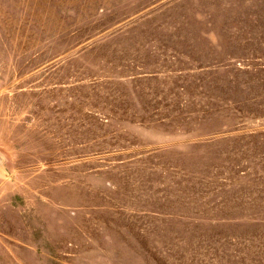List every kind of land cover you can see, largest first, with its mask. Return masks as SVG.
<instances>
[{
    "label": "rangeland",
    "instance_id": "obj_1",
    "mask_svg": "<svg viewBox=\"0 0 264 264\" xmlns=\"http://www.w3.org/2000/svg\"><path fill=\"white\" fill-rule=\"evenodd\" d=\"M0 264H264V0H0Z\"/></svg>",
    "mask_w": 264,
    "mask_h": 264
},
{
    "label": "water",
    "instance_id": "obj_2",
    "mask_svg": "<svg viewBox=\"0 0 264 264\" xmlns=\"http://www.w3.org/2000/svg\"><path fill=\"white\" fill-rule=\"evenodd\" d=\"M2 164V160H1V158H0V165Z\"/></svg>",
    "mask_w": 264,
    "mask_h": 264
}]
</instances>
